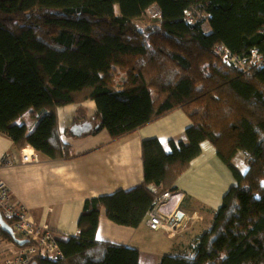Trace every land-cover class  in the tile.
Wrapping results in <instances>:
<instances>
[{
	"label": "trees",
	"instance_id": "obj_1",
	"mask_svg": "<svg viewBox=\"0 0 264 264\" xmlns=\"http://www.w3.org/2000/svg\"><path fill=\"white\" fill-rule=\"evenodd\" d=\"M217 45L264 57V0H0V133L16 150L71 155L56 111L87 100L93 116L80 110L73 124L112 140L177 108L191 122L186 142L142 140V183L86 198L77 235L52 230L63 258L36 264H140L137 248L96 240L101 210L137 227L156 197L178 191L174 183L202 141L236 183L211 226L178 246L185 254L163 255L158 264H264V61L248 69L226 64ZM28 108L31 130L15 122ZM238 152L243 173L232 163ZM0 240L13 242L1 229Z\"/></svg>",
	"mask_w": 264,
	"mask_h": 264
},
{
	"label": "crops",
	"instance_id": "obj_2",
	"mask_svg": "<svg viewBox=\"0 0 264 264\" xmlns=\"http://www.w3.org/2000/svg\"><path fill=\"white\" fill-rule=\"evenodd\" d=\"M80 110L92 117L95 112L93 101L67 104L56 111L58 128L72 153L65 158L49 159L37 152L38 161L22 163L17 157L21 149L16 150L10 138L0 133V156L16 157L11 164L0 165V179L10 188L14 201L24 204L37 222L50 223L59 237L78 234V218L86 198L142 183V140L157 138L164 145L169 139L186 142L185 131L191 124L177 108L112 140L105 131L74 135L71 127L78 120ZM34 115L33 108H28L15 122L25 124L31 130L35 124ZM236 155L232 158L233 165L243 173L247 164L243 155ZM235 183L215 148L202 141L199 155L190 161L186 171L174 183L178 194L183 195L181 210L188 217L186 231L170 237L163 228L149 229L145 221L137 227L118 225L101 210L95 238L135 247L139 253L142 247H158L161 240L176 241L179 247H187V238L191 239L198 231L201 234L211 226L214 212ZM206 217L209 222L204 224ZM200 224L202 226L198 227Z\"/></svg>",
	"mask_w": 264,
	"mask_h": 264
},
{
	"label": "built area",
	"instance_id": "obj_3",
	"mask_svg": "<svg viewBox=\"0 0 264 264\" xmlns=\"http://www.w3.org/2000/svg\"><path fill=\"white\" fill-rule=\"evenodd\" d=\"M224 63L235 65L240 68L254 67L264 61V57L255 55L256 50L250 55H239L230 52L222 45L215 47ZM17 157L22 163L38 161L37 152L31 147L21 149ZM16 157H7L0 160V165L11 164ZM154 189L153 186H151ZM180 194V196H179ZM169 193L164 191L156 197L158 203L150 208L145 215V224L149 229L156 230L163 228L169 233H179L186 228L188 217L181 210L182 193ZM178 221H168L169 210ZM0 214L4 220L9 221L13 235L18 239L26 240V245L17 246L13 242H3L0 240V264H31L35 258H48L60 260L63 254L58 248L52 236L53 227L45 221L37 222L28 212L26 206L18 201H14L11 190L7 184L0 180Z\"/></svg>",
	"mask_w": 264,
	"mask_h": 264
},
{
	"label": "rangeland",
	"instance_id": "obj_4",
	"mask_svg": "<svg viewBox=\"0 0 264 264\" xmlns=\"http://www.w3.org/2000/svg\"><path fill=\"white\" fill-rule=\"evenodd\" d=\"M155 10V9H153ZM203 29L204 31H209V28L207 26V23L204 22L203 23ZM255 55H259L257 53V51L255 52ZM263 63V61L255 66V67H258L260 66L261 64ZM89 101V100H87ZM87 101L83 102V103H86ZM77 124V123H76ZM84 134V133H83ZM27 147V146H26ZM24 147V148H26ZM239 156H242V154H240L239 152L237 153L236 157H239ZM1 156H0V160H1ZM5 158H7L5 156ZM40 158V157H39ZM244 158V157H243ZM245 160V159H244ZM35 162V161H34ZM233 163V162H232ZM244 163V161H243ZM245 163H246V160H245ZM244 163V164H245ZM246 165V164H245ZM170 194L172 193L171 191H168ZM167 219L168 221H171V220H174V221H178V219L173 215V211L170 209L168 211V214H167ZM6 222V221H5ZM206 222H209V220H207V217L205 218L204 220V224ZM7 223V222H6ZM8 224V223H7ZM203 224V225H204ZM202 226V224L198 225V227ZM206 227V226H205ZM204 227V228H205ZM181 231H186V228H184L183 230ZM201 231H198V233H200ZM170 237H174V234L173 233H169V232H166ZM197 233V234H198ZM190 239V238H188ZM16 243V242H15ZM17 246H24L26 245V242L23 243V244H19V243H16ZM178 245L177 242H166L164 240H161L158 247H153V248H144L142 247L141 251H140V255H139V263L140 264H158L159 260L161 259V257L163 255H166V254H185V253H181L180 252V249H178ZM178 250V251H177Z\"/></svg>",
	"mask_w": 264,
	"mask_h": 264
},
{
	"label": "water",
	"instance_id": "obj_5",
	"mask_svg": "<svg viewBox=\"0 0 264 264\" xmlns=\"http://www.w3.org/2000/svg\"><path fill=\"white\" fill-rule=\"evenodd\" d=\"M84 129H86V126L85 124H73L72 127H71V132L74 134V135H81L84 131ZM0 229L2 231H4L5 233H7L11 239L16 242V243H19V244H23L26 242V240H21V239H18L16 238L13 233H12V229L11 227L4 221V219L2 218L1 214H0ZM31 264H36L35 261H33Z\"/></svg>",
	"mask_w": 264,
	"mask_h": 264
}]
</instances>
